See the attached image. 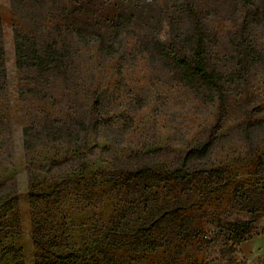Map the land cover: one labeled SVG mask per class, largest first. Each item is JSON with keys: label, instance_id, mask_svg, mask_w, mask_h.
<instances>
[{"label": "rangeland", "instance_id": "1", "mask_svg": "<svg viewBox=\"0 0 264 264\" xmlns=\"http://www.w3.org/2000/svg\"><path fill=\"white\" fill-rule=\"evenodd\" d=\"M72 1L0 0L7 69V87L0 92V118L4 120L0 264H16L17 254L23 264H39L32 236L31 194L36 200L50 197L51 204L42 205L40 211L47 218L51 243L79 249L87 259L99 247L109 249L105 264H264V234L239 243L204 242L215 230L208 221L232 212L235 182L264 181V131L251 143L232 130L241 121L264 118V0H188L212 13L210 22L219 33L211 54L213 66L225 75L242 74L225 84L223 105L218 97L198 96L177 83L165 60L130 32L111 34L108 42L114 45L107 53L100 52L98 42L81 41L62 20V7ZM150 1L164 15L162 37L178 40L188 27L183 10L186 0ZM19 33L35 39L41 48L49 42L65 51L68 77L36 84L35 72H19L15 63ZM29 87L39 94L29 92ZM96 95L105 123L91 124L73 144L51 142L41 135V122L58 114L69 122L91 119ZM33 122V146L25 148L23 129ZM204 142L210 149L207 161L224 170L228 184L203 186V193L189 208L192 217L204 223L203 230L183 243L181 252L178 246L165 245L155 251H135L124 245L125 240L118 249L109 244L116 225L106 223L114 198L105 180L127 168L126 155L158 148L184 150ZM104 145L109 149H102ZM160 185L158 189L166 195L169 187L165 182ZM118 199L123 214V195ZM123 223L118 232L124 236L128 226ZM255 224L263 227L264 216Z\"/></svg>", "mask_w": 264, "mask_h": 264}, {"label": "trees", "instance_id": "2", "mask_svg": "<svg viewBox=\"0 0 264 264\" xmlns=\"http://www.w3.org/2000/svg\"><path fill=\"white\" fill-rule=\"evenodd\" d=\"M62 10L66 28L81 41L98 42L100 52L107 53L114 45L108 42L111 34L130 32L135 40L152 48L165 60L177 83L189 87L198 96L211 100L218 97L222 105L226 96L225 84L242 76L236 72L225 75L213 66L211 54L219 42V33L210 22L212 13L199 10L188 0L183 5L188 15V27L178 40L162 37L164 15L161 8L150 0H73L71 5L63 6ZM185 49L189 50L188 54L184 52ZM66 54L49 42H45L41 48L35 39L23 33L16 37V67L19 72H35L36 84L67 78ZM6 87L7 69L0 17V92H4ZM28 91L39 94V90L34 87H29ZM48 95L50 92L46 97ZM100 105L99 95H96L91 119L81 117L69 122L64 115L58 114L43 120L40 124L41 135L51 142L73 144L80 141L91 124L105 123L102 121ZM35 125L33 122L23 129L25 148L33 146L31 131ZM1 126H4L2 118L0 132ZM232 130L240 132L253 143L264 131V118L241 121ZM102 149H109V146L104 145ZM209 151L208 143L204 142L184 150L158 148L133 156L126 155L130 160L127 168L105 180L114 198L112 213L106 223L116 225L107 239L108 243L118 249L122 246L120 242L125 240V246L142 252L155 251L162 245L168 248L178 246L181 252L185 247L183 243L205 227L202 221H196L189 213V208L203 193L202 187H209L210 182L219 184L217 188L228 184L224 170L207 161ZM162 153L167 156H154ZM40 168L46 170L47 165H41ZM161 182L169 187L166 195L158 189ZM120 194L123 195V214L119 207ZM30 199L32 236L39 264H105L109 249L96 247L87 259L79 249L51 243L45 228L47 218L40 211L42 205L51 204L50 197L36 200L31 194ZM230 206L232 212L224 218L208 221V224L215 226V230L210 231V237L204 240L207 245L219 240L239 243L264 234V226L259 228L255 224L264 216V181L235 182ZM122 221L128 226L124 236L118 232ZM17 259L16 264H23L18 254Z\"/></svg>", "mask_w": 264, "mask_h": 264}]
</instances>
